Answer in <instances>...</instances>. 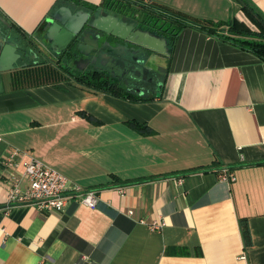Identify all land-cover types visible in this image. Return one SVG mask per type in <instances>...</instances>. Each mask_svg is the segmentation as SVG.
I'll use <instances>...</instances> for the list:
<instances>
[{
    "label": "crops",
    "instance_id": "1",
    "mask_svg": "<svg viewBox=\"0 0 264 264\" xmlns=\"http://www.w3.org/2000/svg\"><path fill=\"white\" fill-rule=\"evenodd\" d=\"M153 1L258 27L238 0ZM251 1L264 15V0ZM62 5L81 8L73 0H0V14L25 47ZM49 53L40 69L57 77L20 75L27 66L4 73L0 264H264V60L185 27L161 90L135 101L67 77ZM11 153L15 168L5 164ZM32 158L95 190L97 204L73 200L48 211L9 203L11 172L25 190ZM224 168L236 179H221Z\"/></svg>",
    "mask_w": 264,
    "mask_h": 264
},
{
    "label": "flooded vegetation",
    "instance_id": "2",
    "mask_svg": "<svg viewBox=\"0 0 264 264\" xmlns=\"http://www.w3.org/2000/svg\"><path fill=\"white\" fill-rule=\"evenodd\" d=\"M100 5V4H99ZM80 9L91 12V19L96 18L99 15L112 14L116 16L120 21L133 25L132 31L135 30H147L151 33L163 37L160 30L155 26L147 25L144 22V8L140 5L136 6V13L133 11L123 10V8L115 6H99L92 7L81 5ZM100 33L99 47L94 45L84 47L86 52L77 49V44L82 38L87 37L93 43V39L97 38ZM89 34V35H88ZM27 46L31 51L27 53V58L23 62H27V68L40 69L48 64V54L51 52L52 56L64 62V68L68 67L70 70H74L76 74L78 71L90 72V74H97L104 72L106 77H110L112 81L119 83L120 86L125 87L128 91L135 95H153L161 90L164 83L165 76L169 69V57L162 61L160 57L154 56L153 52L132 42H128L122 39H118L110 34L100 32L94 28L85 25L83 30L80 31L75 42L70 44L61 53L57 54L48 49L46 45L48 42L43 38L35 40H26ZM44 41V42H43ZM46 44H43V43ZM106 42H109V44ZM112 44H121L119 49V56L125 61V65L121 67L117 64V58L112 55L110 46ZM104 45H106L104 47ZM96 60L94 61V58ZM152 61L153 68L147 66L146 62ZM107 61V62H106ZM155 66V67H154ZM149 67L147 72H144V68ZM72 68V69H71Z\"/></svg>",
    "mask_w": 264,
    "mask_h": 264
},
{
    "label": "trees",
    "instance_id": "3",
    "mask_svg": "<svg viewBox=\"0 0 264 264\" xmlns=\"http://www.w3.org/2000/svg\"><path fill=\"white\" fill-rule=\"evenodd\" d=\"M73 1L77 2L79 5L92 6L95 8L99 6H115L123 8V10L133 11L134 13L137 12L136 6H142L144 8V22L160 30V33L167 39L169 52L171 54L175 49L177 37L181 30L185 27H193L246 49L264 60V15L253 5L251 0L238 1L241 3L243 9L253 17L252 19L257 22V28L240 27L235 23L234 19L230 21H214L196 17L153 0H102L100 5L87 4L82 0ZM171 56L169 57V65ZM47 70V68L42 70L28 68L20 72V75L25 76L24 74H26L28 77H34L37 80H41V74L49 77V79L57 77V73L53 74L52 70ZM64 72L67 77L72 76L75 80L86 86L110 93L120 98L141 101L147 100L149 97L152 98L153 96L148 94L143 96L135 95L125 87L120 86L119 83L113 82L110 77H106L104 72L98 71L97 74H90V72L78 71L75 74L68 67L64 69ZM241 231L245 246L248 247L251 245L252 240L246 219L241 221Z\"/></svg>",
    "mask_w": 264,
    "mask_h": 264
},
{
    "label": "water",
    "instance_id": "4",
    "mask_svg": "<svg viewBox=\"0 0 264 264\" xmlns=\"http://www.w3.org/2000/svg\"><path fill=\"white\" fill-rule=\"evenodd\" d=\"M91 12L84 9L72 10L67 5H62L54 10L51 15L46 19L43 28L42 36L38 37V41L43 38L48 42L46 44L54 53H61L70 44L75 42L80 31L83 30L85 25L94 28L100 32L110 34L118 39L128 42L136 43L153 52L154 56L166 58L171 55L167 39L163 36L156 35L147 30L132 31L133 25L120 21L116 16L107 14L105 16L99 15L96 18L91 17ZM11 24L0 14V92L4 87V73L15 68L27 66V62H23L27 58V53L31 51L27 45L21 46L20 42L14 38L10 33ZM89 35V34H88ZM100 33L97 38L93 39V43L87 37L77 44L78 50H84V47L94 45L99 47ZM109 42H106V44ZM106 45H104L105 47ZM121 44L110 46L112 55L117 58V64L121 67L125 65V61L118 58ZM96 57L94 58V61ZM20 61L22 63H20ZM107 62V61H106ZM152 61L148 60L146 63L150 67ZM149 67L144 68L147 72Z\"/></svg>",
    "mask_w": 264,
    "mask_h": 264
},
{
    "label": "built area",
    "instance_id": "5",
    "mask_svg": "<svg viewBox=\"0 0 264 264\" xmlns=\"http://www.w3.org/2000/svg\"><path fill=\"white\" fill-rule=\"evenodd\" d=\"M5 164L9 168L16 167L17 163L13 153L5 159ZM24 172L29 184L23 191L20 189V178L11 172L9 203H31L41 210L48 211L63 210L73 200L88 206L97 204L98 197L95 190H85L79 184H72L62 172L37 158H32L25 163ZM219 177L229 181L236 179L233 172L227 168H224ZM132 213L133 211L130 210V214ZM160 225L154 222L151 227L158 228Z\"/></svg>",
    "mask_w": 264,
    "mask_h": 264
},
{
    "label": "rangeland",
    "instance_id": "6",
    "mask_svg": "<svg viewBox=\"0 0 264 264\" xmlns=\"http://www.w3.org/2000/svg\"><path fill=\"white\" fill-rule=\"evenodd\" d=\"M148 4H149V3H148ZM166 58H167V57H166ZM147 62H148V61H147ZM147 62H146V63H147ZM149 64H150V67L153 68L152 62L149 63ZM154 67H155V66H154ZM153 69H154V68H153Z\"/></svg>",
    "mask_w": 264,
    "mask_h": 264
}]
</instances>
